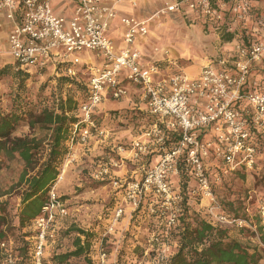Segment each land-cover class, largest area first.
Segmentation results:
<instances>
[{"label":"rangeland","instance_id":"rangeland-1","mask_svg":"<svg viewBox=\"0 0 264 264\" xmlns=\"http://www.w3.org/2000/svg\"><path fill=\"white\" fill-rule=\"evenodd\" d=\"M168 1L140 0L137 7H133L129 2L131 8L135 9L142 3L145 4L141 7L142 13L140 11L138 14L144 16L140 19L149 20V33L143 47L148 60L163 64L159 65L162 70L171 61L172 68L166 76L185 74L190 78H197L207 64L236 73L233 66V62L238 58L236 50L237 47L244 48L242 45L245 43L244 35H249L248 27H244V23L236 26V21L228 12H224V20L219 27H215L216 24L208 20H203V23L196 22L199 18L190 12L189 15L167 13L165 8L172 4ZM51 2L52 5H59L60 0ZM232 2L233 0H213L214 5ZM252 18L254 13L250 19ZM232 27L236 31V37L229 43L226 39L228 35L224 33ZM9 51L8 41L7 50L0 52V112L6 115L18 113L23 118L12 137L40 140L47 151L51 131L42 128L40 124L32 127L30 122L34 118L31 117L39 115L45 109L57 111L56 104L68 95L70 90L68 86H61L58 81L66 75L54 71V66L50 64L44 69L22 68L26 73L19 75L16 69L18 64ZM80 57L81 60L84 57L94 62L95 66H100V60L94 61L91 52H86ZM263 62L264 60L258 63ZM255 65L253 64V67ZM196 67L199 70L193 75L190 69L196 70ZM76 70L78 73L72 78L87 85V69L78 66ZM249 78L250 85L247 87L246 84L241 89L242 98L234 102L241 103L246 108L244 112L237 109L238 105L236 108L243 118L247 117L249 110H254L246 95L263 90L264 69L255 66ZM254 82L259 85L255 86ZM127 90V97L118 100L108 98L113 110L108 111L109 105L106 107L108 109H104V102L96 110L97 124H101V129L108 132L107 136L93 134L86 142H75L73 145L68 141L67 154L59 166L60 176L49 193L47 204L41 215L23 229L18 224V213L22 194L26 189V184L21 182L26 165L19 155L14 159L1 157L0 207L6 209L2 216L5 220L1 221V229L6 231L7 237L4 243L0 244V264H17L21 261L19 252L24 244L22 240L32 244L28 258L31 256L29 264H35V251L42 242V234L44 240L41 262L56 264L53 258L76 249L75 240L78 234L75 230L95 234L93 249L89 255L93 264H98V256L102 250L106 251L110 264H163L160 259L165 256L168 260L171 253L170 230L176 226L177 219L184 212V199L187 200L189 208L204 220L214 226L228 229L231 237L251 247L261 248L263 259L259 264H264V150L257 151L253 142L255 136L250 129L252 127L262 131L264 126L254 127L252 121H247V130L250 132L247 144L255 150L254 163L252 167H248L243 162L246 153H240L237 162L241 164L234 170L228 168L222 155L219 156L215 151L216 146L225 143H221L209 127L207 132L199 137L201 142L210 146L207 154L202 155L205 174L209 180V191H205L195 177L193 167L186 162L185 152L177 159V163L174 162V168L168 170L170 201L165 202L152 190L134 211L124 199L125 187L116 188L114 180L122 184L140 180L158 166L167 153L175 149L181 137L179 132H173L158 143V138L147 136L152 132L155 120L147 108L145 111L139 110L133 103L137 102L135 98L141 97V91L133 94L128 87ZM137 93L140 95H135ZM71 94L77 96L75 89ZM116 112L117 116L110 115ZM74 116L79 118V106ZM174 134L178 137L177 141L173 138ZM135 142L146 144L148 150L141 152L134 149ZM258 144L264 149V136L259 137ZM44 149L37 156L39 163L35 171H29L30 176L37 172L38 167L47 158ZM105 169L108 172H104ZM180 180L188 181L187 191L182 190ZM182 191L186 192V195ZM146 198L152 203L144 214L136 215ZM120 207L124 209V213L115 222L114 231L108 234L111 223L115 220V212ZM229 209L237 211L248 220L234 219L232 215L227 214ZM222 215L241 223H221L218 220ZM136 245L138 247L135 249ZM69 262L68 264H92L82 257L71 259Z\"/></svg>","mask_w":264,"mask_h":264},{"label":"built area","instance_id":"built-area-1","mask_svg":"<svg viewBox=\"0 0 264 264\" xmlns=\"http://www.w3.org/2000/svg\"><path fill=\"white\" fill-rule=\"evenodd\" d=\"M126 1L77 0L72 17L67 18L54 12L50 0H0V13H4L13 24L9 53L19 68L44 69L50 64L54 66V71L72 78L78 73L76 67L82 64L80 56L83 53L91 52L102 60L101 66L87 68V97L79 105L80 120L72 127L69 144L84 143L93 134L107 136L108 132L97 124L96 110L107 96L115 100L127 97L128 86L140 89L141 98L155 120L153 130L147 136L153 135L159 143L166 135L179 132L181 140L175 149L167 153L161 163L143 178L124 184L114 180L116 188L125 187L124 199L135 211L152 190L165 202L170 201L168 170L174 168V162L177 163L185 152L186 162L193 167L195 177L202 188L209 191L202 155L207 154L210 146L199 140L209 127L220 142L225 143L216 146L215 151L222 155L228 168L234 170L241 164L237 162L240 153H246L243 162L252 167L255 150L247 144L250 136L247 121H252L254 127L264 126V87L261 91L246 95L254 109L247 112L246 118L242 117L234 102L242 98L241 89L246 84L247 87L250 85L253 64L264 60V39L252 41L249 48L237 47L234 74L207 64L197 78L185 74L166 76L159 65L143 63L138 42L147 37L149 20L135 16L122 18L124 47L119 51L109 37L111 24ZM129 1L133 7H137L140 0ZM252 8L249 0H233L232 3L218 5H214L213 0H180L167 5L165 11L171 14L189 11L195 17L219 27L227 10L235 21L247 23L252 16ZM257 23L264 30V17ZM228 30L232 31L233 27ZM254 85L258 86L259 83L254 82ZM134 149L145 152L148 147L135 142ZM104 172L108 171L105 169ZM52 196L54 199L55 195ZM123 213L121 207L116 210L108 234L114 231L115 222ZM218 221L232 224L239 220H229L222 215ZM40 240L42 242L35 251V264H42L44 234ZM108 260L106 251L102 250L98 264H110ZM160 260L166 264L165 256H161Z\"/></svg>","mask_w":264,"mask_h":264},{"label":"trees","instance_id":"trees-1","mask_svg":"<svg viewBox=\"0 0 264 264\" xmlns=\"http://www.w3.org/2000/svg\"><path fill=\"white\" fill-rule=\"evenodd\" d=\"M230 1L228 0V2ZM253 13L257 22L261 21L264 17V14L256 13L254 10H252ZM224 34L228 35L226 39L229 43L233 42V39L236 37L234 29L232 31L227 30ZM244 39L245 43L242 46L249 48L251 46V37L246 34L244 35ZM157 65L162 66L163 64ZM16 69L19 75L26 73L24 72L25 70L18 66H16ZM58 81L61 86H68L70 88L68 95L61 98L58 104H56L57 111L45 109L39 115H32L31 118H34V120L30 122L32 127L40 124L42 128L51 131L47 151L43 148L40 140L12 137L17 125L23 118L18 113L6 115L0 112V160L1 157L14 159L16 155H19L26 165V169L21 176V182L26 184V189L22 194L20 212L18 213V224L22 229L41 215L43 208L49 200V193L60 176L59 166L68 151L67 145L71 137L72 127L80 120V118L74 116L75 112L78 109L80 101L85 100L87 97V85L82 84L79 80L63 76ZM73 89H75L77 96L71 94ZM236 108L241 109L243 112L246 110L241 103H236ZM117 114L116 112L110 115L117 116ZM98 126L102 127L99 123ZM250 129L253 136H255L253 142L256 144L257 151H263L264 149L258 143L259 137L264 136V130L259 131L252 127ZM174 135L173 138L177 141L178 137H176V134ZM43 149L47 152V158L38 167L37 172L30 176L29 171H35L37 168L39 163L37 156L40 155ZM1 167L2 165L0 164V170ZM187 184V180H180L182 190L187 191L189 189ZM151 203L146 198V202L142 203V207L139 208V212L136 215L144 214L146 208ZM183 205L184 212L177 219L176 226L170 230V245L172 250L166 264H259L263 259L261 248L257 246L251 247L231 237L228 229L214 226L204 220L189 208L186 199H184ZM5 212L6 209L0 207V244L4 243L7 237L6 231L1 229V221L5 220L2 216ZM227 212L234 219L241 218L243 221L248 220L245 216H240L235 210L229 209ZM154 216L159 217L158 215ZM75 231L78 234L75 240L76 249L73 252L60 254L53 258L56 264H68L71 259L81 257L88 259L93 264L89 255L93 249L95 234L84 230ZM22 242L24 244L19 252L21 261L17 264H29L31 256L30 258L28 257L32 244L28 241L25 242V240H22ZM137 247L138 245L135 246V249Z\"/></svg>","mask_w":264,"mask_h":264},{"label":"crops","instance_id":"crops-1","mask_svg":"<svg viewBox=\"0 0 264 264\" xmlns=\"http://www.w3.org/2000/svg\"><path fill=\"white\" fill-rule=\"evenodd\" d=\"M175 1H177V0H169L168 3H173ZM249 1L252 3L253 9H254V11L256 13L258 12L260 14H264V0H249ZM129 2L130 1L128 0V1H126L124 4H122L120 6L119 16L112 22L111 27H110V29L108 31V35L114 41V44L116 46V50L117 51L121 50L124 47V42H123L124 26L122 25V18L125 17V16H135L137 18H144V16L142 14L139 15L138 13L140 11L142 13L141 7H143V5H145V4L142 3L141 6H139V8L135 9V8H131ZM50 3L52 5L51 0H50ZM76 4H77V0H60L59 5H56V3H54V5H52V8L54 9V12L56 14H59L61 16L67 17V18H71L72 15H73V11H74V8H75ZM186 12H180V13H177V14H182V15L187 14V15H189V11H186ZM227 12L229 13L228 10H227ZM194 20H196V19H194ZM203 20L204 19H199V21L196 20V22L203 23L204 22ZM235 25L236 26H240L241 22H239L237 20ZM242 25H244V27L245 26L248 27V29H249L248 34L252 37V41H254V40H259L260 41V40L264 39V30L258 25V23L255 20V18L250 19L247 23H244ZM242 28H243V26H242ZM12 30H13L12 22L7 20V18H6L4 13H0V52H2L5 49L7 50L9 36H10ZM145 41H146V38H141L139 40V42H138V45H139V47H141L142 54H143V63H145V64L154 63V61H152V60L149 61L148 58L146 57V54L144 53L143 47L145 46V43H144ZM93 56H94L93 57L94 61H96L97 59L99 60V58H97V56H95L94 54H93ZM87 57H89V56L87 55ZM82 60H83V62H82L83 65H81L82 69L83 68L87 69V68H90L91 66H95L93 64L94 62H91V61L85 59L84 57H82ZM169 60H171V59H169ZM164 61H165V59H164ZM99 63H100V66H101L102 60H100ZM169 63L170 64L165 65L166 69L165 68H163V70L161 69L163 74H168L170 69L172 68L171 67L172 62L170 61ZM255 66H256V68L259 67V69H264V62L263 63H256ZM193 70H195V68ZM193 70L190 69V73H193V75H195V72H197L199 69L197 70V67H196V70L195 71H193ZM128 88L131 89V92L133 94L136 91L138 92L140 90L139 88L134 87V86H128ZM135 95L138 96L140 94L137 93ZM108 98H109V96H107V99L103 103L104 106L103 105L102 106L104 107V109H108L106 107L109 105L108 106L109 107L108 111H110V110H113L114 108H112L113 107L112 105L110 106V104H109L110 102H109ZM135 100L137 102H133L134 105L139 107L138 108L139 110H142V111L144 110L145 111L147 106H146L145 102L142 100V98L141 97L140 98L137 97V98H135ZM133 103H132V105H133ZM103 107H101V108H103Z\"/></svg>","mask_w":264,"mask_h":264}]
</instances>
